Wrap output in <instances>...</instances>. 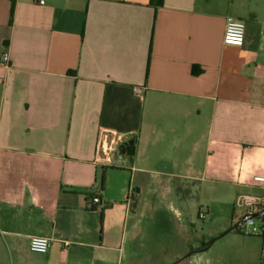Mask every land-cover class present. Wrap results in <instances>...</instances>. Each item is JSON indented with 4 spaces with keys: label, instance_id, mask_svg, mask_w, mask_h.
<instances>
[{
    "label": "crops",
    "instance_id": "crops-1",
    "mask_svg": "<svg viewBox=\"0 0 264 264\" xmlns=\"http://www.w3.org/2000/svg\"><path fill=\"white\" fill-rule=\"evenodd\" d=\"M230 16L241 44L224 41ZM254 175L264 0H0V264H137L142 221L159 211L184 242L170 264H222L230 204L264 197Z\"/></svg>",
    "mask_w": 264,
    "mask_h": 264
},
{
    "label": "rangeland",
    "instance_id": "rangeland-1",
    "mask_svg": "<svg viewBox=\"0 0 264 264\" xmlns=\"http://www.w3.org/2000/svg\"><path fill=\"white\" fill-rule=\"evenodd\" d=\"M230 206V215L234 212L237 220L231 223L228 219H221V224H230L229 229L241 222L244 212L243 208L237 207L233 202ZM161 207L163 209L165 206L160 205L159 208ZM214 208L216 211L218 210V215H226V211L221 205L215 204ZM158 215L157 219L146 216L142 221V227L146 234L143 232V235L138 238L136 245L138 249L136 251L137 264H170V258L174 256L177 250L183 248L184 242L182 238L170 233V221L160 220L163 211H159ZM211 221V216H207L204 220L202 219L198 223V230L201 231ZM219 222L216 219L215 223ZM229 229L221 233V237L215 243V247L219 248L217 255L222 258V264H264L263 219L259 216H254V225L251 226L253 233L249 235L242 232L241 226L235 229L238 235L229 234ZM1 264L11 263H9L7 258H3Z\"/></svg>",
    "mask_w": 264,
    "mask_h": 264
},
{
    "label": "built area",
    "instance_id": "built-area-1",
    "mask_svg": "<svg viewBox=\"0 0 264 264\" xmlns=\"http://www.w3.org/2000/svg\"><path fill=\"white\" fill-rule=\"evenodd\" d=\"M41 3H44V0H40ZM246 25L243 21L238 20L234 17H228L226 20L225 32H224V41L227 43L241 44L245 38ZM5 62L9 60V56L6 54L4 56ZM109 152V151H108ZM104 161L112 163L110 155H106L102 158ZM254 181L264 185V175H254ZM101 204V199L98 196L92 197L87 201V206L90 209L97 208ZM235 204L237 207L243 208L244 213L242 217L241 229L244 234H252L251 226L254 225V210L258 206L264 205V197L241 193L236 197ZM200 218H205V213H199ZM263 232H264V220H263ZM30 249L38 253L48 252L51 246V240L48 237L44 236H33L30 239L29 243Z\"/></svg>",
    "mask_w": 264,
    "mask_h": 264
},
{
    "label": "water",
    "instance_id": "water-1",
    "mask_svg": "<svg viewBox=\"0 0 264 264\" xmlns=\"http://www.w3.org/2000/svg\"><path fill=\"white\" fill-rule=\"evenodd\" d=\"M127 143H128L127 141H124V142L122 143V145L119 146L118 149L114 152V164H115V165L120 164V162L118 161V157H119V154H120L121 151H122V146H123V145L126 146ZM130 143H131V145H133V144H134V141H133V140H130ZM130 154H132V153H129V155H130ZM262 214H264V211H263V212L255 213L254 216H261ZM242 223H243V222H240V223L235 224V225L232 226L229 230H233V229L238 228L239 226L242 225ZM192 254H193V251H190V252H188L186 255L182 256L181 258L183 259V258H185V257H187V256L192 255Z\"/></svg>",
    "mask_w": 264,
    "mask_h": 264
},
{
    "label": "trees",
    "instance_id": "trees-1",
    "mask_svg": "<svg viewBox=\"0 0 264 264\" xmlns=\"http://www.w3.org/2000/svg\"><path fill=\"white\" fill-rule=\"evenodd\" d=\"M12 2H14V0H11ZM152 3L153 4H156V5H162L163 4V0H152ZM194 72H197V69L194 68ZM104 184H105V175L102 174L101 176V181H100V188L103 190L104 188ZM100 198V197H99ZM93 209H96V208H93Z\"/></svg>",
    "mask_w": 264,
    "mask_h": 264
},
{
    "label": "flooded vegetation",
    "instance_id": "flooded-vegetation-1",
    "mask_svg": "<svg viewBox=\"0 0 264 264\" xmlns=\"http://www.w3.org/2000/svg\"><path fill=\"white\" fill-rule=\"evenodd\" d=\"M260 217V216H259ZM241 222H242V220H241Z\"/></svg>",
    "mask_w": 264,
    "mask_h": 264
}]
</instances>
